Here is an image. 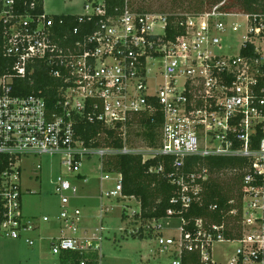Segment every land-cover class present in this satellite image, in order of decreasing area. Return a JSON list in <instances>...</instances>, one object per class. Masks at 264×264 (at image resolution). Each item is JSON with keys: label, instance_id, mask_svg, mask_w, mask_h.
Wrapping results in <instances>:
<instances>
[{"label": "built area", "instance_id": "obj_1", "mask_svg": "<svg viewBox=\"0 0 264 264\" xmlns=\"http://www.w3.org/2000/svg\"><path fill=\"white\" fill-rule=\"evenodd\" d=\"M124 1L121 12L110 14L105 0H84L80 13H67L84 26L59 35L43 0H0V237L34 244L29 234L40 220L22 212L21 170L39 171L32 160L41 155L59 156L64 167L53 180L60 209L55 234L47 238L55 264H75L69 253L84 256L78 264H88L94 251L101 260L94 241L102 231L78 236L80 212L69 207L77 194L69 177H82L83 158L97 157L102 168L112 155L138 154L142 162L166 157L176 186L171 202L188 208L201 202L209 177L198 164L183 170L189 157L241 156L248 165L237 230L232 208L220 223L194 232L181 227L179 239L160 236L157 242L174 247L171 264H182V249L196 252L203 264H264V186L257 183L264 179V135L257 148L251 144L257 130L264 133V18L225 11L221 2L187 16L184 33L168 39L164 14L140 12ZM229 18L246 21L236 54L222 52V34L242 25ZM40 67L58 81L54 94L43 88L21 94L19 81L33 85ZM156 110L162 118L156 142L141 136V146L131 145L133 118ZM80 122L114 129L121 146L86 145L76 132ZM163 170V164L150 168ZM111 173L118 177L105 196L122 197L120 173L104 172L100 179ZM217 242L235 244L225 263L213 257Z\"/></svg>", "mask_w": 264, "mask_h": 264}, {"label": "rangeland", "instance_id": "obj_2", "mask_svg": "<svg viewBox=\"0 0 264 264\" xmlns=\"http://www.w3.org/2000/svg\"><path fill=\"white\" fill-rule=\"evenodd\" d=\"M84 0H43V9L48 15L80 13ZM182 0H138L133 4L134 9L142 6L145 9L159 12H179L187 9L189 12L203 11L200 4L195 3L191 8L184 7ZM205 12V11H204ZM202 13V12H201ZM200 14V13H198ZM242 24L233 32L231 29L222 34V52L236 54L244 30V19L229 18ZM157 62V61H156ZM131 131V145L143 142L142 129L133 125ZM141 138V139H140ZM34 165H40L39 171L32 172L27 167L21 170L22 212L25 216H37L40 220L38 230L29 235L34 238L32 246L23 239L0 237V264H55L57 256L51 253L48 235L56 231L57 215L59 213V199L53 194V180L64 171L59 164V156L41 155L32 160ZM82 177L70 176L69 181L77 187V194L70 198V208L80 212L77 235L89 237L100 235L99 244L101 260L99 264H171L174 247L162 248L157 239H179L181 236V219L178 217L163 218L162 220L144 221L135 218L139 212V202L134 197L105 196L114 189L118 177L116 173L109 174V178L101 180L104 175L97 157L83 158L78 171ZM220 178L225 181L231 177L230 173H221ZM234 192V191H233ZM236 194V192H234ZM233 193V194H234ZM234 198H237L235 196ZM233 200V199H232ZM234 201V200H233ZM134 214V215H133ZM48 216V221H42ZM233 220V219H232ZM231 220V224L234 222ZM145 237L140 239L139 234ZM47 235V236H46ZM235 244L217 242L213 244V257L226 262Z\"/></svg>", "mask_w": 264, "mask_h": 264}, {"label": "trees", "instance_id": "obj_3", "mask_svg": "<svg viewBox=\"0 0 264 264\" xmlns=\"http://www.w3.org/2000/svg\"><path fill=\"white\" fill-rule=\"evenodd\" d=\"M138 0H128L130 7ZM222 3L219 6L225 11L241 12L249 15L251 18L256 15L257 21L264 18V0H182V4H186L187 8L195 3L200 4L203 11L189 12L182 9L179 12H159L166 16V32L165 37L174 39L184 33V22L189 15L210 10L213 6ZM124 0H105L107 12L117 14L123 10ZM140 12H154L139 6L136 8ZM54 23V29L57 34L62 35L69 31L71 27L84 25L78 21L79 16L76 14H58L51 15ZM33 85L27 84L25 81H19L18 85H22L21 94H28L33 90L44 89L45 94H54L55 86L58 81L48 75L44 67L36 69V73L32 77ZM161 113L156 110L153 114L136 115L133 118L135 125L140 128H146L141 135L145 141L153 144L157 140V128L161 124ZM77 135L85 142L86 145L92 146H121V140L118 133L114 129L104 127L99 123L80 122L76 127ZM264 135L257 130L253 140L252 148H257L259 140ZM164 165L162 172L150 171L151 167ZM195 164L205 167L209 173L208 180L205 183L202 200L200 203H193L188 208H183L179 203H172L171 199L175 196L176 186L171 183L168 173L173 169L169 165V159L164 157H155L142 162L141 155H112L105 158L102 162L103 172H118L121 174V195L122 197H134L139 202V212L135 214V218L144 221H158L163 218L178 217L182 220L181 227L183 232H194L199 228H205L213 223H220L226 219L227 213L232 209H237V214L232 224V228H238L239 215L241 213V181L247 168L248 160L241 156H208V157H189L183 170H191ZM230 173L231 177L223 181L220 178L221 173ZM257 183L264 186V179L258 178ZM236 192V194L234 192ZM237 198H234V194ZM234 200L229 203V200ZM224 235L229 236L230 231L224 230ZM140 239L145 236L140 233ZM68 256L73 259L75 264L84 258L78 253H69ZM182 264H203L196 252L181 251ZM98 252L90 253L88 264H98Z\"/></svg>", "mask_w": 264, "mask_h": 264}, {"label": "crops", "instance_id": "obj_4", "mask_svg": "<svg viewBox=\"0 0 264 264\" xmlns=\"http://www.w3.org/2000/svg\"><path fill=\"white\" fill-rule=\"evenodd\" d=\"M162 220V219H161ZM53 234H55V233H53ZM47 236V235H46ZM49 236V235H48Z\"/></svg>", "mask_w": 264, "mask_h": 264}]
</instances>
